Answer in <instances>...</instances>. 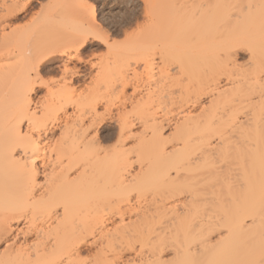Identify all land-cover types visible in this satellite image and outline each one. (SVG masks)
I'll list each match as a JSON object with an SVG mask.
<instances>
[{"label":"bare ground","instance_id":"1","mask_svg":"<svg viewBox=\"0 0 264 264\" xmlns=\"http://www.w3.org/2000/svg\"><path fill=\"white\" fill-rule=\"evenodd\" d=\"M82 1L0 0V264H261L264 0H142L102 65Z\"/></svg>","mask_w":264,"mask_h":264},{"label":"rangeland","instance_id":"2","mask_svg":"<svg viewBox=\"0 0 264 264\" xmlns=\"http://www.w3.org/2000/svg\"><path fill=\"white\" fill-rule=\"evenodd\" d=\"M55 1H57V3H54ZM72 1L73 0H54L52 2V0H34L30 14L31 13L33 14L42 13L44 15L54 14V13L61 14L62 11H66L67 13H72L74 11L73 8L71 7L73 3ZM82 2H83L82 3L83 9L85 10V12H87V14H89V16L95 19L100 34L102 33L103 39H106L105 40L106 45L101 44L104 43V41L100 43V41L98 42L96 40L90 41L89 42L90 44L88 43V47L82 53V57L85 60H88L90 63L93 64L97 63L102 65L104 63L110 62L112 51L116 49L122 51L126 47V44L129 43V38L132 37L131 35L133 34L136 35L145 25L146 17L144 13L146 12H144L145 7L142 0H83ZM41 6L44 7L42 11H40ZM27 16L23 21V24L30 22L31 19L29 16L28 17ZM237 60L239 63L246 62L247 55L244 53L243 54L239 53L237 56ZM125 62L122 61L120 62L119 65H123V64H124L123 66L130 65L128 63L125 64ZM50 69H51L50 73L43 75V80L44 81L58 80L59 76L61 75L60 68H57L55 67V65H53L51 66ZM85 69H88V67L86 66ZM148 71H150V68L146 69L143 66L137 65L136 68L134 67V70L130 71V74L133 75L134 79L137 80L136 82H139L140 85H142L143 83L145 85L147 83L146 81L147 78H149L147 76ZM95 72L96 71L93 69L92 73ZM83 83H84L83 79H79L77 82V87L79 86L78 88H80V86H82ZM165 89L167 93L170 94V97L172 96L174 98L176 96L177 85L175 84V81L169 82L165 87ZM101 93L103 94L106 100L107 99L110 100L112 105L117 104L118 99L116 95L115 97L114 95H112L111 93L110 94L107 93L103 89L101 90ZM42 94H44V90L37 89V93L32 97L35 98L37 95H42ZM112 100L113 102L114 101L116 102L113 103ZM107 101L105 103H108ZM114 105L112 107L110 106L111 107L110 110L108 109L109 112L110 111L112 112L110 113L112 115L116 111V106L114 107ZM98 111L102 112L103 111L102 107H100ZM102 127L106 129L105 134L106 133L110 134L115 131L114 130L115 123L112 120H107L102 125Z\"/></svg>","mask_w":264,"mask_h":264},{"label":"snow or ice","instance_id":"3","mask_svg":"<svg viewBox=\"0 0 264 264\" xmlns=\"http://www.w3.org/2000/svg\"><path fill=\"white\" fill-rule=\"evenodd\" d=\"M97 38H99V37H97ZM64 71H65V72H67V71H68V69H67V68H65V69H64ZM261 264H264V260H262V261H261Z\"/></svg>","mask_w":264,"mask_h":264}]
</instances>
